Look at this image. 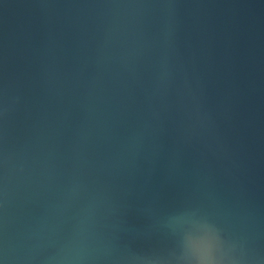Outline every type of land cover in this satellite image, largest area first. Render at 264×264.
Listing matches in <instances>:
<instances>
[{
    "label": "water",
    "instance_id": "water-1",
    "mask_svg": "<svg viewBox=\"0 0 264 264\" xmlns=\"http://www.w3.org/2000/svg\"><path fill=\"white\" fill-rule=\"evenodd\" d=\"M0 264H264V0H0Z\"/></svg>",
    "mask_w": 264,
    "mask_h": 264
}]
</instances>
